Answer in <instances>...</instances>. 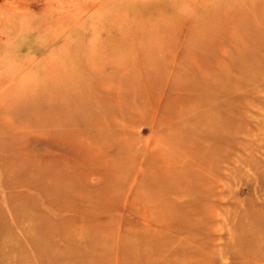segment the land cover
<instances>
[{
  "label": "rangeland",
  "instance_id": "obj_1",
  "mask_svg": "<svg viewBox=\"0 0 264 264\" xmlns=\"http://www.w3.org/2000/svg\"><path fill=\"white\" fill-rule=\"evenodd\" d=\"M256 228L264 0H0V264H264Z\"/></svg>",
  "mask_w": 264,
  "mask_h": 264
},
{
  "label": "bare ground",
  "instance_id": "obj_2",
  "mask_svg": "<svg viewBox=\"0 0 264 264\" xmlns=\"http://www.w3.org/2000/svg\"><path fill=\"white\" fill-rule=\"evenodd\" d=\"M256 231V232H255ZM255 234L253 235V234H251L250 236L251 237H248V240L247 241H249V242H254V243H259V242H261V241H263L264 240V238L263 237H261V234H260V230H258L257 228L255 229ZM247 238V237H246Z\"/></svg>",
  "mask_w": 264,
  "mask_h": 264
}]
</instances>
